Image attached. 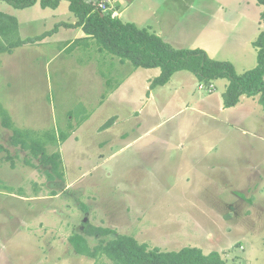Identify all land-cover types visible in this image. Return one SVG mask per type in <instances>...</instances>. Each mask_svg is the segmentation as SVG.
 I'll return each instance as SVG.
<instances>
[{"label": "rangeland", "instance_id": "obj_1", "mask_svg": "<svg viewBox=\"0 0 264 264\" xmlns=\"http://www.w3.org/2000/svg\"><path fill=\"white\" fill-rule=\"evenodd\" d=\"M100 1L124 22L175 47L203 48L238 73L257 63L264 7L256 0ZM0 9L18 17L21 37L53 31L0 53V104L21 129L69 133L46 143L48 153L61 152L65 170L64 179L49 180L50 167L27 164L29 152L13 145L0 120V144L9 150L0 151V264H114L76 252L69 238L83 223L151 248L197 246L228 264H264L259 96L227 108V79L201 88L187 70L151 89L158 67L134 68L91 44L68 48L69 37L87 33L67 26L76 21L67 0L23 9L0 0ZM87 237L91 246L103 238Z\"/></svg>", "mask_w": 264, "mask_h": 264}, {"label": "trees", "instance_id": "obj_2", "mask_svg": "<svg viewBox=\"0 0 264 264\" xmlns=\"http://www.w3.org/2000/svg\"><path fill=\"white\" fill-rule=\"evenodd\" d=\"M15 8H28L37 3L41 7L57 8L63 0H2ZM69 10L75 16V23L67 26L81 27L87 36L79 37L73 42H66L68 48H75L80 43L86 46L95 45L101 52H108L120 59L121 63L130 62L134 68H160V74L150 84V88L164 86L172 76L181 70L193 73L200 82L211 85L218 79H227L228 84L223 91L225 107L236 106L242 96H259V102L264 108V30L253 42L257 48V64L255 67L238 73L233 62L210 57L208 52L200 47H175L160 35L140 28L133 22H124L112 12L104 10L100 0H67ZM264 7V0H256ZM264 20V8L260 13ZM47 31L35 37L22 38L19 34L18 18L0 10V53H11L14 48L41 41L52 34ZM94 43H91V42ZM0 120L4 127L12 130V143L21 150L28 151L30 157L27 164H33L36 159L46 170L49 180L64 179L65 170L59 150L48 153L46 143L54 139L63 143L69 133L61 131L55 137L50 132L40 133L30 129L17 127L8 111L0 104ZM114 123V117L100 126L106 130ZM81 124V122H80ZM70 129L74 130L73 126ZM0 151H9L0 144ZM8 158L12 156L8 154ZM115 235L113 238L109 236ZM87 236H101L100 243L91 246ZM77 253L96 258L106 255L114 264H228L219 251L205 254L197 246H184L178 250H162L159 247H149L147 243L138 241L133 235L118 234L110 227L93 226L83 223V232L74 233L69 238Z\"/></svg>", "mask_w": 264, "mask_h": 264}, {"label": "crops", "instance_id": "obj_3", "mask_svg": "<svg viewBox=\"0 0 264 264\" xmlns=\"http://www.w3.org/2000/svg\"><path fill=\"white\" fill-rule=\"evenodd\" d=\"M0 10H2V9H0ZM262 11V10H261ZM5 12H7V11H5ZM8 13V12H7ZM11 14V13H10ZM16 16V15H15ZM17 17V16H16ZM18 18V17H17ZM18 21H19V19H18ZM28 26H31V25H26V30L28 29ZM19 29H20V23H19ZM76 30L77 31H84L81 27H76ZM20 31V30H19ZM28 31V30H27ZM27 37H29V36H27ZM22 38H26V37H22ZM70 38L71 37H69V39H67V41H70ZM76 39V38H75ZM257 64V63H256ZM256 66V65H255ZM215 81H217V80H215ZM214 81V82H215ZM219 81V80H218ZM200 82V81H199ZM214 82H212V83H214ZM203 82H200V87L202 88L203 87V85H205L204 83L202 84ZM228 84V83H227ZM210 87H212V84L210 85ZM244 96H242L241 97V99L243 98ZM241 101V100H240Z\"/></svg>", "mask_w": 264, "mask_h": 264}]
</instances>
